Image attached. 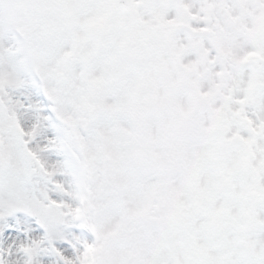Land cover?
I'll return each instance as SVG.
<instances>
[{
	"label": "snow or ice",
	"instance_id": "1",
	"mask_svg": "<svg viewBox=\"0 0 264 264\" xmlns=\"http://www.w3.org/2000/svg\"><path fill=\"white\" fill-rule=\"evenodd\" d=\"M0 264H264V0H0Z\"/></svg>",
	"mask_w": 264,
	"mask_h": 264
}]
</instances>
